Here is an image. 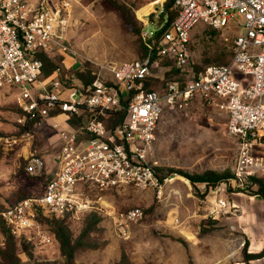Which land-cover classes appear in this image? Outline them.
Returning <instances> with one entry per match:
<instances>
[{"label": "built area", "instance_id": "1", "mask_svg": "<svg viewBox=\"0 0 264 264\" xmlns=\"http://www.w3.org/2000/svg\"><path fill=\"white\" fill-rule=\"evenodd\" d=\"M68 6L50 0H0V87L14 89L21 123H48L56 130L60 152L54 160L61 165L40 194L0 209V233L7 228L22 234L45 218L92 211L103 192L122 187L151 189L162 197L174 178L163 176L152 161L162 104L182 110L204 97L226 110L227 132L239 142L234 182L245 188L252 177H264V0H174L177 15L170 28L163 31L168 21L164 10L153 19L143 18L144 58L104 66L111 82L97 75L87 85L43 76L39 55L69 50ZM231 19L244 33L231 42L229 63L205 66L187 80L168 81L159 91L145 87L153 58L169 57L185 71L193 57V28L202 21L220 30ZM72 118L82 123L73 125ZM25 170L42 177L46 161L32 154ZM227 206L220 198L214 208L219 212ZM143 215L139 207L116 214L117 234L129 238Z\"/></svg>", "mask_w": 264, "mask_h": 264}, {"label": "rangeland", "instance_id": "2", "mask_svg": "<svg viewBox=\"0 0 264 264\" xmlns=\"http://www.w3.org/2000/svg\"><path fill=\"white\" fill-rule=\"evenodd\" d=\"M50 1L60 7L70 3L65 10L70 19L66 41L69 50L63 54L56 49L50 52L49 60L44 59L45 75L68 79L70 83L102 76L104 66L144 58L140 39L143 18L153 19L155 12L168 11L171 2ZM243 33L244 28L233 19L220 30L199 22L191 33L193 57L185 68L186 76H192L193 67L229 63L231 42ZM225 37L230 42L224 41ZM154 72L149 88L157 91L178 76L166 60L155 64ZM162 106L152 161L157 162L163 176L174 177L163 196H156L151 189L122 187L103 192L102 200L92 211L48 222L42 219L38 228L14 234L12 242L19 264H65L55 234L57 221L70 231L76 247L75 264H245L248 241L237 222L240 211L233 205V197L253 196L258 188L253 185L244 190L234 182L239 142L227 132V111L204 97L195 98L182 110ZM20 114L14 89L0 87V208L40 194L45 181L61 167L54 160L60 152L56 130L48 123L23 124ZM32 154L41 155L46 161L42 177L29 175L25 170ZM208 172L226 175L229 180L207 187L184 176ZM262 180L264 183V177ZM220 198L232 208L216 211ZM137 207L144 211L143 218L132 226L130 237L124 239L116 232L115 215ZM8 247L9 239L2 231L0 264ZM263 259L264 256L255 260L264 264Z\"/></svg>", "mask_w": 264, "mask_h": 264}, {"label": "trees", "instance_id": "3", "mask_svg": "<svg viewBox=\"0 0 264 264\" xmlns=\"http://www.w3.org/2000/svg\"><path fill=\"white\" fill-rule=\"evenodd\" d=\"M169 1H171V2L167 5L168 11H166L164 9V12H162V17H164L165 14L168 15V21H167L165 27L163 28V31L171 27L176 15H177V9L174 7V0H169ZM170 6H172L171 12H169ZM140 39H141L142 47H143V49L145 51V55H146L147 54V47L143 43V40L141 38V33H140ZM39 57L43 60V62H44V59L47 61L49 60V56L44 54V53L40 54ZM164 60L172 63V65L174 66V71L176 73H178L177 74L178 76L174 79H181V80H187L188 79L186 76L187 71H182L181 69H178L169 57L157 56V57L153 58V62H155V64H157L161 61H164ZM154 70H155V66L152 68V75L145 81V87H147V88H149L150 82L153 80V78H155ZM200 70L201 69H197V68L193 67V74L192 75L194 76V75L198 74V72ZM45 74H46V69L44 67V75H43L44 77H46ZM81 77L83 78V74L81 75ZM102 78L108 80V82H111L110 78H108L106 73H104L102 75ZM61 80L62 81H68V79H66V80L61 79ZM79 81L82 84L87 85L91 80H87V79L80 80L79 79ZM71 83H77V82H71ZM118 117L122 118L123 113L119 114ZM70 122L73 125H77V124H81L82 120L72 118L70 120ZM29 125H32V123H30ZM184 176L187 177L194 184L196 182H201V183L207 184V187L217 186L218 184H221V183L229 180L228 176L223 175V174H219V173H213V172H208V173H205L202 175L184 174ZM253 185L257 186V188H258L257 192H255V195L262 196L264 199V183H263L262 177H257V176L252 177L250 179V183L248 184V186L246 188H243V189L246 190L248 188H251V186H253ZM113 191H115V190H113ZM70 216L71 215H67V216L62 217V218H52V219L45 218V220L48 222V221H53V220L65 219V218L70 217ZM4 232L6 234V238L9 239V247L7 248V250L3 251V263H1V264H19L18 258H16V255H15V246H14V243L12 242V238H14V234L7 228L4 229ZM55 234H56V236L60 242L62 253L66 258L65 264H75L74 258H75L76 247L72 243V238H71L69 229L57 221ZM244 256H245V264H248L251 260H255L257 258L264 256V249L260 253H248V247H247V243H246Z\"/></svg>", "mask_w": 264, "mask_h": 264}, {"label": "crops", "instance_id": "4", "mask_svg": "<svg viewBox=\"0 0 264 264\" xmlns=\"http://www.w3.org/2000/svg\"><path fill=\"white\" fill-rule=\"evenodd\" d=\"M233 205L240 211L238 224L247 239L249 253H260L264 249V199L259 195H236ZM227 208H232L230 205ZM264 260V259H263ZM257 264L259 260H251Z\"/></svg>", "mask_w": 264, "mask_h": 264}, {"label": "water", "instance_id": "5", "mask_svg": "<svg viewBox=\"0 0 264 264\" xmlns=\"http://www.w3.org/2000/svg\"><path fill=\"white\" fill-rule=\"evenodd\" d=\"M157 9H158V7H157Z\"/></svg>", "mask_w": 264, "mask_h": 264}]
</instances>
